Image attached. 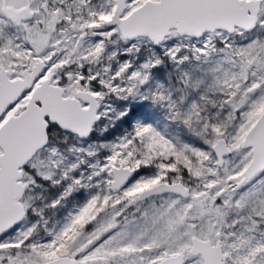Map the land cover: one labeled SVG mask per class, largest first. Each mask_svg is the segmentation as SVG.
Returning <instances> with one entry per match:
<instances>
[{
	"label": "snow or ice",
	"instance_id": "snow-or-ice-1",
	"mask_svg": "<svg viewBox=\"0 0 264 264\" xmlns=\"http://www.w3.org/2000/svg\"><path fill=\"white\" fill-rule=\"evenodd\" d=\"M0 264H264V0H0Z\"/></svg>",
	"mask_w": 264,
	"mask_h": 264
}]
</instances>
